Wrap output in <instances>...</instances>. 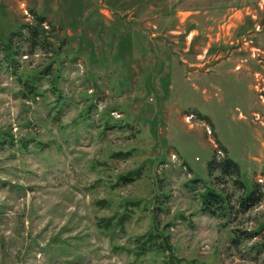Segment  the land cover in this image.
Here are the masks:
<instances>
[{
	"label": "rangeland",
	"instance_id": "1",
	"mask_svg": "<svg viewBox=\"0 0 264 264\" xmlns=\"http://www.w3.org/2000/svg\"><path fill=\"white\" fill-rule=\"evenodd\" d=\"M0 138V264H264V0H0Z\"/></svg>",
	"mask_w": 264,
	"mask_h": 264
},
{
	"label": "trees",
	"instance_id": "2",
	"mask_svg": "<svg viewBox=\"0 0 264 264\" xmlns=\"http://www.w3.org/2000/svg\"><path fill=\"white\" fill-rule=\"evenodd\" d=\"M32 14L34 16V21L32 23H27V24H21L19 29L15 32H13L8 40L6 42H2L3 45H5V51H6V59H8V56L12 57V60L14 61L15 57H13L14 52L17 50V45L16 41H21L29 43L31 46L34 48H41V49H46L48 48V45L46 44V40L49 39V28L45 27L47 26V18L46 15L43 13L36 12L34 10H31ZM10 61L6 60V63L8 64ZM10 64V63H9ZM43 73H46V78L47 76H51L52 72H47L43 71ZM20 79H23V77H20ZM52 80V77L50 81ZM35 80H23V82L27 86H33V82ZM33 84V85H32ZM25 86V85H24ZM55 95H60L62 92L61 91H54ZM27 93V92H26ZM7 142L8 139L3 138V141L0 138V143ZM24 146H27V141L26 139H23ZM220 148L224 152V156L222 159L217 161L216 157H213L209 163H208V171H209V176L213 177L215 171H219L220 177L223 176H229L231 178H234L236 183L239 185L240 188L245 189V184L244 182L240 179L241 176V170L239 164L230 157L229 152L226 150L224 146L220 144ZM124 178V177H123ZM217 177L216 179H218ZM127 180H131L129 177H125ZM133 180V179H132ZM199 179H195L192 182H197ZM253 192H251L248 196H246L244 199H242L241 205L244 208H250L251 205H253L254 202L257 201V198L254 197ZM201 201H202V207L203 211L208 212L210 214H217L218 211L220 212V209H223L225 207V198L222 194L221 191L215 189V187H208L205 190V193L202 194L201 196ZM128 216H126L127 219ZM125 220V217L122 218V220ZM103 228L109 229L113 227V221L112 220H105L104 223H102ZM142 238L139 243L142 244L143 251L146 249V245L149 243L153 242V238H149L148 240H143ZM153 245V244H151ZM154 247V245H153ZM144 253V252H141Z\"/></svg>",
	"mask_w": 264,
	"mask_h": 264
}]
</instances>
